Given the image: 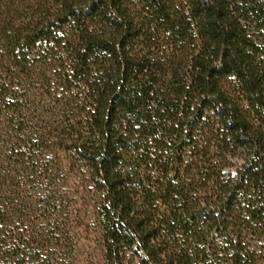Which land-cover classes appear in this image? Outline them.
Segmentation results:
<instances>
[{
	"label": "trees",
	"instance_id": "trees-1",
	"mask_svg": "<svg viewBox=\"0 0 264 264\" xmlns=\"http://www.w3.org/2000/svg\"><path fill=\"white\" fill-rule=\"evenodd\" d=\"M80 220L99 264H264V0H0V264Z\"/></svg>",
	"mask_w": 264,
	"mask_h": 264
},
{
	"label": "rangeland",
	"instance_id": "rangeland-1",
	"mask_svg": "<svg viewBox=\"0 0 264 264\" xmlns=\"http://www.w3.org/2000/svg\"><path fill=\"white\" fill-rule=\"evenodd\" d=\"M71 175L66 174L64 177L62 176L61 181L67 184L70 182ZM26 191L22 193V197L25 198L26 202H29V198L31 196V189L25 187ZM28 188V189H27ZM25 190V189H24ZM36 209V205H29ZM43 209L40 212L36 213V210H32L31 218L37 222V231L40 233H44L46 226L43 223V217H45L48 213ZM85 220V219H84ZM80 220L76 224V228L71 230L69 234V242L67 238L63 237L65 241V248L68 251H73L74 264H99L101 263V256L103 252V247L101 243V235L99 230L96 228L95 224L92 222ZM64 234V233H63ZM62 234V236H63Z\"/></svg>",
	"mask_w": 264,
	"mask_h": 264
}]
</instances>
